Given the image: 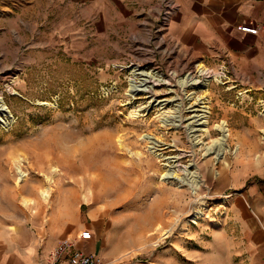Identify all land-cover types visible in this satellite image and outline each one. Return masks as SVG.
I'll list each match as a JSON object with an SVG mask.
<instances>
[{"label": "rangeland", "instance_id": "obj_1", "mask_svg": "<svg viewBox=\"0 0 264 264\" xmlns=\"http://www.w3.org/2000/svg\"><path fill=\"white\" fill-rule=\"evenodd\" d=\"M165 11L154 27H93L84 39L79 27L71 37L56 28L60 13L0 8V96L12 114L9 124L0 120V212L10 222L24 217L56 242L88 228L107 264H137L180 246L208 254L214 230L227 225L237 236L230 203L241 193L233 184L240 154L256 143L264 158V55L257 67L229 60L213 42H167ZM198 64H224L234 81L205 79ZM189 72L202 82L182 85ZM160 73L171 81L154 94L132 90ZM193 107L210 111L211 136L206 125L191 130ZM222 120L230 136L219 160L205 149L221 136L214 127ZM193 159L198 172L210 160L197 193Z\"/></svg>", "mask_w": 264, "mask_h": 264}, {"label": "crops", "instance_id": "obj_2", "mask_svg": "<svg viewBox=\"0 0 264 264\" xmlns=\"http://www.w3.org/2000/svg\"><path fill=\"white\" fill-rule=\"evenodd\" d=\"M0 1L3 10L10 12L18 8L25 17L29 12L44 10L56 12L57 18L60 13L56 28L61 27L60 31L71 37L69 30L79 27L84 39L91 37L89 29L93 27L104 30L154 27L166 5L165 0ZM174 4L175 8L163 24L167 30L165 41L175 44L213 42L229 60L237 64L250 60L260 66L258 60L264 55V0H174ZM17 19L26 25L21 15ZM247 25L255 27L256 33L241 30L240 27ZM243 79L239 81L242 83ZM243 82L245 86L246 79ZM254 145L249 149L244 147L235 170L233 184L238 182L237 189H241V193L230 203V218L237 227V236L230 234L228 225L223 226L214 230L208 254L180 246L178 250L173 247L162 254L153 250L149 259L137 264H264V158L255 155ZM230 166L227 164L224 168ZM56 240L54 235L43 238L24 217L10 222L9 215L0 212V264H45L47 250ZM92 240L93 236L89 240H78L76 246L84 253L100 255L102 246ZM125 264L133 263L126 261Z\"/></svg>", "mask_w": 264, "mask_h": 264}, {"label": "bare ground", "instance_id": "obj_3", "mask_svg": "<svg viewBox=\"0 0 264 264\" xmlns=\"http://www.w3.org/2000/svg\"><path fill=\"white\" fill-rule=\"evenodd\" d=\"M198 66H199V68H198V73H200V75L199 76H203V77H205V79L207 78V77H209V76H211V75H216L217 76V79H215L214 81H215V83L217 82V83H219V84H221V83H224V78H226L225 76H224V78H223V76H222V74H220V73H215V72H212V71H210L209 69H208V67L206 68V67H203L201 64H198ZM197 70V69H196ZM197 73V72H196ZM148 74H149V72L147 73V74H144V75H147V77H148ZM161 74V73H160ZM152 75V74H151ZM155 76V75H154ZM157 76V75H156ZM173 76V75H172ZM174 77V76H173ZM134 78V77H133ZM142 78H144V77H142ZM175 78V77H174ZM220 78V79H219ZM230 78H231V76H229L227 79H225V82H229V81H234L232 78V80H230ZM169 78H164V75H159V77H152V79L151 80H148V79H143V83L141 82V84H139V85H141L143 88H138V87H136V86H134L133 88L134 89H132L133 91H141V92H145V93H147V92H153V90H154V88H155V86H157V85H163V84H166L167 82H169L170 83V81L171 80H168ZM172 79V78H171ZM181 81V80H180ZM180 81H179V83H180ZM147 82H150L151 84H149V85H147ZM202 81L201 80H199L198 78H197V76L195 75V74H193L192 72H189L186 76H185V79H183L182 81H181V84L182 85H184V86H191V85H199L200 83H201ZM207 84V82H205V83H202L201 85L202 86H205ZM234 87V85H232V86H230L229 88H233ZM155 92H153V94H154ZM241 94H242V92H241ZM240 94V95H241ZM156 95V94H155ZM242 96V95H241ZM154 100H155V98H154ZM202 107H204V106H202ZM8 110V111H7ZM190 111H192L193 113H192V115H190V116H188L190 119H192V122L190 123V126H191V130L192 131H198L199 129H195V127H193V125L195 126H197V125H206L207 127H206V129H205V132H206V134L208 135V136H211V133H210V128L208 127V125H209V118H210V111H208V110H204V109H202V108H195V107H193ZM9 113L11 114V112L9 111V109H7V107L5 106V104H4V101H3V98L0 96V116L2 117V116H9ZM165 119H167V118H165ZM202 119H205V120H203L202 122H201V120ZM2 122H5V120H4V118L2 117V120H1ZM163 123H165L166 121L165 120H163L162 121ZM166 124V123H165ZM198 127V126H197ZM203 129H204V127H203ZM214 129H216L217 131H219V132H221V136L217 139V141H216V143L214 144V145H212L211 147H209V148H206L207 149V151H206V149H205V152H207L208 154H211V153H213L214 154V156L215 157H217V159H224V151H223V145H224V143H226L227 142V140H228V138H229V136H230V133H229V128L227 127V123L224 121V120H222V121H220V122H218V123H216L215 124V127H214ZM202 131V130H201ZM118 141H120V139H117ZM215 146V147H214ZM154 148H155V146H153ZM155 150H158V148H156ZM211 150H213V151H211ZM159 156H162L163 157V159H169L170 160V158L171 157H167V156H163L161 153H159L158 154ZM257 157V156H256ZM171 161V160H170ZM178 161V159L177 160H174V162H177ZM193 164L192 165H194L197 169H196V172H198L197 170H201L202 168H200V166H197L196 165V163H195V161H194V159H193ZM192 163V162H191ZM209 163H210V160H208V161H206V163L204 164V166H203V168L205 169V171L204 172H198L196 175H194V178H195V180H193L194 182V193H197V191H198V189H199V187L200 186H202V184L203 183H205L206 182V179H207V177H206V175L208 176V174H210L209 172V169L207 168L208 167V165H209ZM177 164V166L178 165H180L179 163H176ZM172 166H175V163L174 164H172ZM176 167V166H175ZM127 168V167H126ZM184 170L186 169V167H184L183 168ZM17 172H18V174H19V180L18 181H22L23 179H24V177H25V173L21 170V168L20 167H17ZM202 173V174H201ZM204 173V174H203ZM215 174V175H214ZM219 173L217 172H214L213 173V175H212V178H214V177H217L216 175H218ZM220 175V174H219ZM177 176H178V174H177ZM123 177V176H122ZM219 177V176H218ZM193 178V179H194ZM210 178V177H209ZM108 179H109V181H112V182H121L122 181V178L121 177H119V176H117V178L114 176V177H108ZM124 179V178H123ZM17 181V182H18ZM49 193L45 190V191H42V196H43V198H49V195H48ZM47 200V199H46ZM200 212V211H199Z\"/></svg>", "mask_w": 264, "mask_h": 264}, {"label": "built area", "instance_id": "obj_4", "mask_svg": "<svg viewBox=\"0 0 264 264\" xmlns=\"http://www.w3.org/2000/svg\"><path fill=\"white\" fill-rule=\"evenodd\" d=\"M165 3L166 13L175 8L174 0H165ZM165 14L163 17L164 19L166 18ZM240 28L242 31H246L248 33H256L257 31L255 27H251L248 25L242 26ZM209 70L215 73L222 74L223 78L225 76L226 78H224V83L221 84L227 83L225 82V79H227L230 74H228L229 71L227 67L224 66V64L219 65L216 70ZM209 78L215 80L217 79V76L213 74L209 76ZM232 85H234V87L237 86L236 84ZM240 94L241 92H238V98H236L239 99V102L241 101L240 98L242 97ZM10 116H12V114H10L8 117H4L6 124H9L11 122L12 119L10 120ZM0 120H2L1 116ZM91 238L92 231L88 228L81 229L74 238H70L68 236L60 238L52 247L47 250L45 264H107L99 254L84 253L81 249L78 248V246H76V242L78 240H89Z\"/></svg>", "mask_w": 264, "mask_h": 264}]
</instances>
